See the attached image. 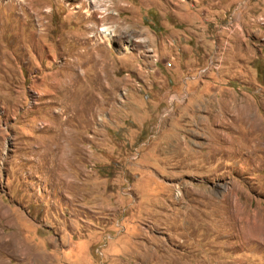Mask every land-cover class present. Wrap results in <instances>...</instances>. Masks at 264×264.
<instances>
[{
  "label": "rangeland",
  "instance_id": "obj_1",
  "mask_svg": "<svg viewBox=\"0 0 264 264\" xmlns=\"http://www.w3.org/2000/svg\"><path fill=\"white\" fill-rule=\"evenodd\" d=\"M0 264H264V0H0Z\"/></svg>",
  "mask_w": 264,
  "mask_h": 264
},
{
  "label": "bare ground",
  "instance_id": "obj_2",
  "mask_svg": "<svg viewBox=\"0 0 264 264\" xmlns=\"http://www.w3.org/2000/svg\"><path fill=\"white\" fill-rule=\"evenodd\" d=\"M103 28H105V27H103ZM103 28L100 29L102 32H104L105 34H106V33H109V32H107V31L102 30Z\"/></svg>",
  "mask_w": 264,
  "mask_h": 264
},
{
  "label": "clouds",
  "instance_id": "obj_3",
  "mask_svg": "<svg viewBox=\"0 0 264 264\" xmlns=\"http://www.w3.org/2000/svg\"><path fill=\"white\" fill-rule=\"evenodd\" d=\"M87 11V10H86ZM102 30L104 31H108L109 29L107 27L103 28Z\"/></svg>",
  "mask_w": 264,
  "mask_h": 264
}]
</instances>
